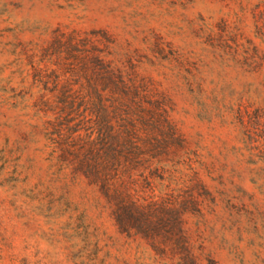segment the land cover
I'll return each instance as SVG.
<instances>
[{
	"label": "rangeland",
	"instance_id": "1",
	"mask_svg": "<svg viewBox=\"0 0 264 264\" xmlns=\"http://www.w3.org/2000/svg\"><path fill=\"white\" fill-rule=\"evenodd\" d=\"M56 30L106 31L170 102L181 148L132 192L177 206L193 189L162 254L48 169L32 104ZM0 264H264V0H0Z\"/></svg>",
	"mask_w": 264,
	"mask_h": 264
},
{
	"label": "trees",
	"instance_id": "2",
	"mask_svg": "<svg viewBox=\"0 0 264 264\" xmlns=\"http://www.w3.org/2000/svg\"><path fill=\"white\" fill-rule=\"evenodd\" d=\"M42 59L52 70L47 76L34 71L39 94L32 108L48 169L55 177L82 179L121 233L142 237L162 254L160 233L182 235L197 203L187 187L177 206L132 195L134 187L153 191L155 181L164 182L182 145L160 84L130 55L118 54L115 39L102 30H56ZM48 80L51 91L44 94Z\"/></svg>",
	"mask_w": 264,
	"mask_h": 264
}]
</instances>
